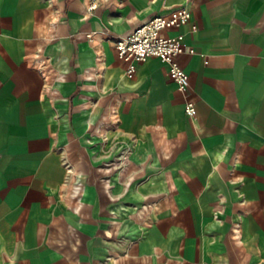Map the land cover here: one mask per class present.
Returning <instances> with one entry per match:
<instances>
[{"label": "crops", "instance_id": "1", "mask_svg": "<svg viewBox=\"0 0 264 264\" xmlns=\"http://www.w3.org/2000/svg\"><path fill=\"white\" fill-rule=\"evenodd\" d=\"M176 6L192 118L113 48ZM0 264H264V0H0Z\"/></svg>", "mask_w": 264, "mask_h": 264}, {"label": "built area", "instance_id": "2", "mask_svg": "<svg viewBox=\"0 0 264 264\" xmlns=\"http://www.w3.org/2000/svg\"><path fill=\"white\" fill-rule=\"evenodd\" d=\"M187 24L190 25L191 31L197 30V24L192 21L191 10L186 6H176L168 13L146 19L125 35L115 37L113 48L127 77H132L137 66L148 58H157L163 62L167 66L169 79L184 97L185 115L192 118L196 114V108L193 99L188 96L189 77L176 60L178 55L186 51V44L181 34L173 37L163 34L166 30ZM188 53L193 54L194 50L189 48Z\"/></svg>", "mask_w": 264, "mask_h": 264}]
</instances>
